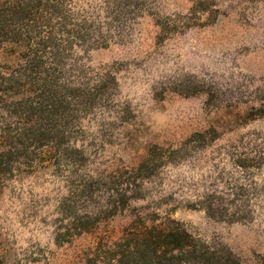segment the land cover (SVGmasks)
<instances>
[{
	"label": "rangeland",
	"instance_id": "obj_1",
	"mask_svg": "<svg viewBox=\"0 0 264 264\" xmlns=\"http://www.w3.org/2000/svg\"><path fill=\"white\" fill-rule=\"evenodd\" d=\"M0 264H264V0H0Z\"/></svg>",
	"mask_w": 264,
	"mask_h": 264
},
{
	"label": "trees",
	"instance_id": "obj_2",
	"mask_svg": "<svg viewBox=\"0 0 264 264\" xmlns=\"http://www.w3.org/2000/svg\"><path fill=\"white\" fill-rule=\"evenodd\" d=\"M79 230H83V229L79 228ZM155 230L156 229H154V228L149 229V231L147 233L149 238H151L153 236V232ZM157 231H158V236H155L154 237L156 240H158V239H160L162 237L163 238L166 237L168 239H171L173 241H176L177 238H180V235H179V233L176 230L175 231H173V230H167L166 232H164L163 230L157 229ZM155 243H157V242H155ZM168 245L170 246L171 245V242H169ZM170 247H174V245L173 246L171 245Z\"/></svg>",
	"mask_w": 264,
	"mask_h": 264
}]
</instances>
